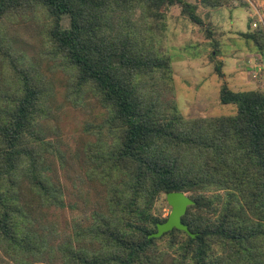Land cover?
I'll list each match as a JSON object with an SVG mask.
<instances>
[{
    "label": "trees",
    "instance_id": "1",
    "mask_svg": "<svg viewBox=\"0 0 264 264\" xmlns=\"http://www.w3.org/2000/svg\"><path fill=\"white\" fill-rule=\"evenodd\" d=\"M209 1L215 5L213 0H198ZM29 2L41 5L52 17L54 42L76 69L78 81L96 89L118 133L115 146L98 156L94 176L89 178L104 192H96L98 209L85 230L89 247L69 251L72 263L264 264V90L234 91L223 84L220 102L235 105L233 115L189 120L175 109L160 112L158 105L146 102L135 80L156 71L166 75L169 59L138 49L128 36V41L112 38L108 31L110 11L116 6L165 12L180 5L183 13L199 22L196 4L0 0V16ZM64 16L67 27L62 26ZM244 35L264 52V30ZM217 72L222 75L219 67ZM39 100V89L25 84L0 113V233L14 246L32 244L14 230L19 224L12 211L19 213L20 207L13 188L21 185V174L29 179L40 205L63 204L61 192L36 172V157L26 146L27 136L39 125ZM172 191L192 193L194 202L181 221L194 237L177 228L150 237L167 218L158 214L157 201ZM11 199L14 202H8ZM39 246L37 251H42Z\"/></svg>",
    "mask_w": 264,
    "mask_h": 264
},
{
    "label": "rangeland",
    "instance_id": "2",
    "mask_svg": "<svg viewBox=\"0 0 264 264\" xmlns=\"http://www.w3.org/2000/svg\"><path fill=\"white\" fill-rule=\"evenodd\" d=\"M185 1L196 4L199 22L183 13L180 5L165 12L116 6L110 11L108 31L112 38L130 37L138 49L169 59L166 75L156 71L135 80L146 102L158 105L160 112L175 109L189 120L233 115L236 106L220 102L223 84L234 91L264 90V52L244 35L264 30V0H213L215 5ZM68 24L64 16L62 26ZM53 26L52 17L35 2L0 16V113L21 94L23 85L39 89V125L27 136L26 146L36 157V172L61 192L63 202L40 205L29 179L21 174V185L13 188L20 207L19 213L12 211L19 224L14 230L32 244L14 246L0 233V264H73L69 251L89 247L85 230L98 209L96 192H104L89 178L98 156L117 141L111 111L91 84L78 81L76 69L51 36ZM26 165L27 160L24 170ZM217 192L221 193L212 190ZM157 207L158 214L168 216L164 194ZM39 245L42 251H37Z\"/></svg>",
    "mask_w": 264,
    "mask_h": 264
},
{
    "label": "water",
    "instance_id": "3",
    "mask_svg": "<svg viewBox=\"0 0 264 264\" xmlns=\"http://www.w3.org/2000/svg\"><path fill=\"white\" fill-rule=\"evenodd\" d=\"M166 202L170 206V212L165 221L159 222L156 231L150 234V237H160L164 232L177 228L194 237V233L190 232L188 226L181 221V217L186 212L189 205L193 204V200L184 192L172 191L165 195Z\"/></svg>",
    "mask_w": 264,
    "mask_h": 264
},
{
    "label": "built area",
    "instance_id": "4",
    "mask_svg": "<svg viewBox=\"0 0 264 264\" xmlns=\"http://www.w3.org/2000/svg\"><path fill=\"white\" fill-rule=\"evenodd\" d=\"M255 25V24H254Z\"/></svg>",
    "mask_w": 264,
    "mask_h": 264
}]
</instances>
